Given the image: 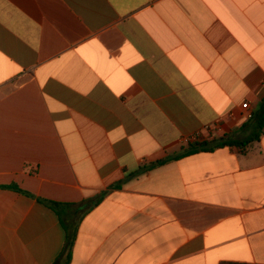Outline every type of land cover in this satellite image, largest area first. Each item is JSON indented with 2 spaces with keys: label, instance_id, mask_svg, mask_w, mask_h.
Here are the masks:
<instances>
[{
  "label": "crops",
  "instance_id": "1",
  "mask_svg": "<svg viewBox=\"0 0 264 264\" xmlns=\"http://www.w3.org/2000/svg\"><path fill=\"white\" fill-rule=\"evenodd\" d=\"M263 100L264 0H0V264H264Z\"/></svg>",
  "mask_w": 264,
  "mask_h": 264
},
{
  "label": "trees",
  "instance_id": "2",
  "mask_svg": "<svg viewBox=\"0 0 264 264\" xmlns=\"http://www.w3.org/2000/svg\"><path fill=\"white\" fill-rule=\"evenodd\" d=\"M254 120H255V124H256V129H258V133L256 134V136L254 137L253 140H257L259 138V135L262 132L261 130L264 126V100L259 105L258 110L254 113ZM249 142L250 141L239 142L237 140L230 139L229 137H221L219 140L215 141L211 145H209L207 143L190 144L187 147L183 148L182 151L178 155L170 157V158L165 159V160L158 161L154 165L163 164L168 160L177 159V158L187 156L190 154H194V153H197L200 151H211L215 148H220V147H224V146L242 147ZM99 200L100 199L97 198L95 201H93V203H90V204L84 206V212H87L90 209H92L95 205L98 204ZM42 203L55 212H57L58 207L61 206V204L56 203V202H51V201H42ZM66 232H67V236H66V243H65L64 250H63L62 254L56 259V261L53 264H60L61 260H64L63 261L64 263H67L69 261V255H70V250H71V247L73 244L74 234L71 230H68V231L66 230ZM221 264H242V263L224 262Z\"/></svg>",
  "mask_w": 264,
  "mask_h": 264
}]
</instances>
